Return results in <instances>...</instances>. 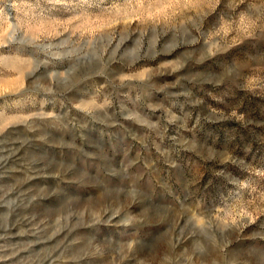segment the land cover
Wrapping results in <instances>:
<instances>
[{"label": "rangeland", "instance_id": "374dc122", "mask_svg": "<svg viewBox=\"0 0 264 264\" xmlns=\"http://www.w3.org/2000/svg\"><path fill=\"white\" fill-rule=\"evenodd\" d=\"M0 264H264V0H0Z\"/></svg>", "mask_w": 264, "mask_h": 264}]
</instances>
